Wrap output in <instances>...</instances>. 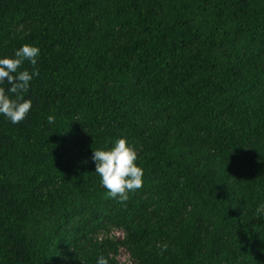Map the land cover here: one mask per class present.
<instances>
[{
    "label": "trees",
    "instance_id": "16d2710c",
    "mask_svg": "<svg viewBox=\"0 0 264 264\" xmlns=\"http://www.w3.org/2000/svg\"><path fill=\"white\" fill-rule=\"evenodd\" d=\"M26 43L31 111L0 114V264H264V0H0V58ZM121 137L144 169L123 203L92 159Z\"/></svg>",
    "mask_w": 264,
    "mask_h": 264
},
{
    "label": "clouds",
    "instance_id": "9594fccd",
    "mask_svg": "<svg viewBox=\"0 0 264 264\" xmlns=\"http://www.w3.org/2000/svg\"><path fill=\"white\" fill-rule=\"evenodd\" d=\"M39 54V47L26 43L15 51L14 56L0 58V114L13 124L23 121L31 111L32 100L26 99L25 94L29 92L34 76L39 75L36 67ZM26 61L32 65L31 72L21 70ZM5 81L7 88L3 86ZM47 122L54 123L55 117L49 115ZM92 159L107 197H118L123 203L129 199V192L143 187L144 169L138 164L139 154L126 138H118L110 148L94 149ZM96 264H109V261L100 255Z\"/></svg>",
    "mask_w": 264,
    "mask_h": 264
},
{
    "label": "rangeland",
    "instance_id": "374dc122",
    "mask_svg": "<svg viewBox=\"0 0 264 264\" xmlns=\"http://www.w3.org/2000/svg\"><path fill=\"white\" fill-rule=\"evenodd\" d=\"M118 139V138H117ZM127 139V138H126ZM129 145L134 146L139 154V157L141 155L140 152V148L137 146V144H135V142H133L130 139H127ZM177 191L175 192V196L177 199ZM168 199L169 196L168 194H166L165 199L158 203L156 205V209L158 210H163L164 206L166 203H168ZM178 207H175V210L172 214L174 219L171 221H164L162 223V227L163 229H169V230H173L176 229L179 225V222L181 221L183 215L185 214V209L182 207L180 201H178ZM125 235V231L119 227L116 226H112L109 227L108 229H104L102 230L98 235H97V240H105L107 238H114V237H124ZM81 258H82V254L78 253L76 256L75 261H73V264H81ZM117 260L119 261L120 264H133L135 263V259L133 258V256L130 254L129 251H127L125 248L120 247L119 248V252L117 254Z\"/></svg>",
    "mask_w": 264,
    "mask_h": 264
}]
</instances>
